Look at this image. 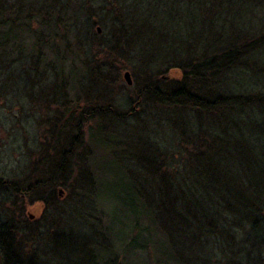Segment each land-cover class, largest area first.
I'll use <instances>...</instances> for the list:
<instances>
[{
	"label": "trees",
	"instance_id": "obj_1",
	"mask_svg": "<svg viewBox=\"0 0 264 264\" xmlns=\"http://www.w3.org/2000/svg\"><path fill=\"white\" fill-rule=\"evenodd\" d=\"M100 46L127 56L146 99L168 116L167 138L105 155L99 137L109 107L63 106L31 173L0 177V264H49L52 245L70 240L84 248L75 264H133V252L147 264H264V0H0V76L13 86L20 77L32 90L38 78H52L58 90L78 63L82 87L108 93L117 60L99 58ZM170 70L181 79L169 81ZM45 163L49 176L36 178ZM113 169L119 193L103 190ZM84 172L85 186H72L73 174ZM57 188L69 198L61 210ZM99 195L133 219L120 252L108 227L91 223L92 210L101 218ZM22 197L42 202L47 214L24 219ZM78 198L82 233L72 229Z\"/></svg>",
	"mask_w": 264,
	"mask_h": 264
},
{
	"label": "rangeland",
	"instance_id": "obj_2",
	"mask_svg": "<svg viewBox=\"0 0 264 264\" xmlns=\"http://www.w3.org/2000/svg\"><path fill=\"white\" fill-rule=\"evenodd\" d=\"M100 48L101 50L98 51L99 58L110 55L117 60L116 77L115 79L110 78L107 80L110 91L105 94L89 93L82 87V84L85 83V79H81L84 69L78 63H73L67 67L66 75L62 78L64 79V84L58 90L57 84H55L56 80L52 78H38L35 89L30 90L27 84L23 83L24 78L19 77V81L16 79L15 86H13L12 78H2L0 76V177L17 180L31 173V168L37 160L35 159L36 155L40 147L46 142V132L55 127L57 115L63 110V106L68 105L70 102L79 103L80 109L84 108L85 102H93L97 108L109 107L108 110L112 112V117L119 116V120L123 118V114L129 113L130 107L135 110L133 115L125 116V119L118 123H115L111 116L108 120H105L103 122L105 134L102 133L105 138L99 137L100 133L96 132V135L102 140L101 147L107 151L105 155L109 152H114L117 147L132 150L138 144L144 143L147 138L156 139L159 144L161 142L159 140L162 139L158 140V137H162L164 140L167 138L163 130L166 129L165 125L168 116L152 101L146 99L141 91L142 80L137 81L134 79L132 75L133 66L127 56H119L106 46H100ZM47 55L48 59H50V55L48 53ZM20 63L28 64L30 59L21 57ZM125 72L130 74L132 83L129 86L124 79ZM180 73L178 70H170L165 77L169 81H179L181 79ZM74 84L79 86L76 87ZM83 96L88 100L85 98L82 100ZM92 127L95 126L93 125ZM89 134L90 131L86 130V136ZM81 135H83L85 140V128ZM79 153L85 154V147ZM54 161L53 165L55 166L57 159ZM78 164H80L82 170H85V157L79 159ZM51 165L48 163L42 165L35 177L42 179L48 177L49 173L47 170ZM106 167H109V164L103 166V168ZM120 175L121 173L114 169L110 173H105L103 190L105 192L119 193L121 189L119 186L120 181L115 178ZM73 176L75 179L71 180L72 186L74 185L73 180H75V184L85 186V180L82 179V177H85V172L74 173ZM67 198V193L57 188L58 202L55 204V208L58 203H62L60 210L62 206L65 208L66 204L69 203V198ZM83 198L85 200L84 195ZM22 199L23 204L20 207V212L22 211L21 215H23L24 219L32 223L38 222L44 214H47L46 207L44 208L42 202L36 199L35 201H29L31 197H22ZM76 199L71 197L72 202ZM78 200L80 199L78 198ZM94 201L97 204L96 210L101 214V218H95L96 214L92 210L91 223H100L101 227H108V232L112 233L113 237V251L120 252L133 234L134 222L131 215L114 199L106 201L103 195H99ZM75 211L77 216L75 220H78L75 221L76 229H72L81 232V228L84 227L83 232H85V216H83V213L85 215V205L83 202L75 208ZM60 221L61 219L59 218L53 224L57 230H59L60 224L58 223ZM31 241H33V238L30 239ZM52 246L53 250L50 255L45 256L46 263L47 257L51 258L49 264H75L78 260H73L72 256L74 254L80 255L84 249L79 243L74 244L73 240L56 242ZM28 247H30V244ZM127 258L133 264H147L144 253L133 252L128 254Z\"/></svg>",
	"mask_w": 264,
	"mask_h": 264
},
{
	"label": "water",
	"instance_id": "obj_3",
	"mask_svg": "<svg viewBox=\"0 0 264 264\" xmlns=\"http://www.w3.org/2000/svg\"><path fill=\"white\" fill-rule=\"evenodd\" d=\"M97 32L98 33H100V29L98 28L97 29ZM124 79H125V82H126V84L129 86V85H131V78H130V74H129V72H125L124 73Z\"/></svg>",
	"mask_w": 264,
	"mask_h": 264
},
{
	"label": "flooded vegetation",
	"instance_id": "obj_4",
	"mask_svg": "<svg viewBox=\"0 0 264 264\" xmlns=\"http://www.w3.org/2000/svg\"><path fill=\"white\" fill-rule=\"evenodd\" d=\"M2 214H4V213H2Z\"/></svg>",
	"mask_w": 264,
	"mask_h": 264
}]
</instances>
